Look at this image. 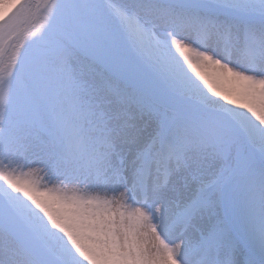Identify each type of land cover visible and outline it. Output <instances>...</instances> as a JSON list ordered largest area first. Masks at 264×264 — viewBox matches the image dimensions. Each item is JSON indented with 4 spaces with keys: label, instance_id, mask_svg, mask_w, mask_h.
Instances as JSON below:
<instances>
[{
    "label": "snow or ice",
    "instance_id": "snow-or-ice-1",
    "mask_svg": "<svg viewBox=\"0 0 264 264\" xmlns=\"http://www.w3.org/2000/svg\"><path fill=\"white\" fill-rule=\"evenodd\" d=\"M0 264H264V0H0Z\"/></svg>",
    "mask_w": 264,
    "mask_h": 264
},
{
    "label": "rangeland",
    "instance_id": "rangeland-1",
    "mask_svg": "<svg viewBox=\"0 0 264 264\" xmlns=\"http://www.w3.org/2000/svg\"><path fill=\"white\" fill-rule=\"evenodd\" d=\"M36 1V0H35Z\"/></svg>",
    "mask_w": 264,
    "mask_h": 264
}]
</instances>
